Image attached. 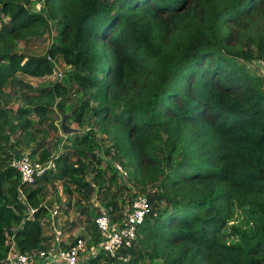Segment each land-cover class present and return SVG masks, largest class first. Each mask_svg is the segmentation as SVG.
I'll use <instances>...</instances> for the list:
<instances>
[{
    "label": "trees",
    "instance_id": "1",
    "mask_svg": "<svg viewBox=\"0 0 264 264\" xmlns=\"http://www.w3.org/2000/svg\"><path fill=\"white\" fill-rule=\"evenodd\" d=\"M263 7L264 0H0V138L45 162L52 153L47 136L36 139L39 125L58 132L57 116L71 112L80 128H97L128 173H108L98 158L94 183L86 182L88 164L73 163L67 147L56 171L23 186L22 202L21 176L3 162L0 264L10 238L22 253L44 247L46 186L61 182L71 196L116 185L118 194L127 179L158 189L147 195L152 211L120 264H264V76L248 66L264 63V32L232 33ZM53 26L46 53L16 51ZM59 62L72 69L63 81L47 93L19 92L12 112L9 86L31 91L18 77H50ZM72 94L84 99L69 106ZM94 135L68 139L94 154L102 149ZM88 238L100 242L97 226ZM107 260L100 253L91 264Z\"/></svg>",
    "mask_w": 264,
    "mask_h": 264
},
{
    "label": "rangeland",
    "instance_id": "2",
    "mask_svg": "<svg viewBox=\"0 0 264 264\" xmlns=\"http://www.w3.org/2000/svg\"><path fill=\"white\" fill-rule=\"evenodd\" d=\"M248 31H263L264 32V7L260 9L255 15L250 17L249 19H246L241 25L235 26L232 29V33L235 34V36H242ZM56 37V30L53 26V31L51 34L45 33L44 37L37 38L35 40H32L30 43H22L17 48L16 51L21 52L23 54H26L28 56H38L42 55L47 52L49 47L52 44V40ZM232 46L236 47V43L233 42ZM264 64L263 62H253L248 64V66L255 71L258 72V74L264 76V72L261 70V66ZM72 69L70 67H67L64 62H59L56 66V70L54 74L50 77H46L43 79H35L27 76H19L18 79L21 80L24 84L32 86L31 91H29L27 88L21 85H10L7 89V92H10L12 94L13 103L9 106V108L13 111H16L18 104L17 99L19 98V92H25V93H35L36 91L42 89L44 91L48 90L46 88L51 87L53 84L57 82L63 81V79L67 76V74ZM73 91H76V87H73ZM48 91H46L47 93ZM84 99L82 95H76L72 94L71 99L68 102L69 106H74L79 100ZM70 114L71 112L66 113ZM63 115L59 114V118L57 116V119H59L56 124L59 128V131H53L50 127L51 123H45L43 125H39V132H36V139L43 138V136H47V147L50 148L52 156H60L64 154L67 151V147L71 148L72 155L71 159L72 162L77 164V166L81 163L88 164L86 169L84 170L85 174V181L89 182L91 184L94 183L93 177H94V170L98 169L97 159L103 158L104 162L101 165V168L108 173L110 172L111 168H114L115 164H119L118 160H114L112 155H108L106 153V150L111 147V144L100 134H97V128L93 127L92 130L88 131L89 127H86L84 125L82 128H80L76 123L72 122L70 120V116L68 117L67 124L70 125L72 128L79 129L80 132L77 133V135H84L87 132L90 133H96L93 137L94 142H99L102 145V149L96 148L94 150V154L89 153L87 148L85 147V151L83 154L79 152V149L74 147H71V144L73 142H69L68 138H71L72 141L75 140L76 134L73 135H66L64 134L60 128H61V122L63 119ZM17 123V121H15ZM96 128V129H95ZM6 134H10L9 128H6L5 130ZM69 136V137H68ZM61 140L60 144H58L56 141ZM12 141L10 140L9 143L6 142L5 139L0 138V166L4 162L6 165H9L13 158L20 157L22 155H29L31 150L24 149V154L17 155V152L14 149H11ZM34 145V144H33ZM35 146V145H34ZM114 149H112L113 151ZM39 158V155L34 158L37 160ZM123 166V165H122ZM124 167V166H123ZM126 170V169H125ZM94 173V174H92ZM127 182V189L117 194V188L116 185L108 186L106 190H100L99 187L96 185L94 188L95 190L92 193H88L85 189H75L74 194L69 196L65 191L63 190V184L61 182H55L51 183L48 186H46L45 194H44V204L47 205L51 210L52 209H58L60 210L61 216L59 217V225L60 228L64 231V233L69 236V240L74 242L78 238H84L86 239L87 245H88V252H91V246H97V244L92 240H88V236L91 235V233L95 232V219L97 214H101L102 210L106 209L105 204L113 201L118 203V209H117V215L121 216L127 206L130 204V202L138 197V196H147L148 194H152L155 191H157L158 187L156 185L147 184L145 186L136 184L132 182L130 179L126 180ZM132 182V183H131ZM36 186V185H35ZM69 188H73L72 185H69ZM70 203L71 205L68 206L67 204ZM50 216V214H49ZM50 220V217L47 216V218L42 221L43 227H44V235L48 236L49 233H52L49 229V224L46 222V220ZM237 220H242V216L238 215ZM48 229V230H47ZM49 231V232H48ZM98 232V230H97ZM48 233V234H46ZM99 234V233H98ZM100 235V234H99ZM130 259L129 254L125 255ZM115 264V262H111L110 260L103 261L102 264Z\"/></svg>",
    "mask_w": 264,
    "mask_h": 264
},
{
    "label": "built area",
    "instance_id": "3",
    "mask_svg": "<svg viewBox=\"0 0 264 264\" xmlns=\"http://www.w3.org/2000/svg\"><path fill=\"white\" fill-rule=\"evenodd\" d=\"M40 6H38V9ZM59 156H52L45 162L32 159L29 155L14 158L10 167L18 171L21 176L22 186L19 187V199L25 202L23 186H31L50 171L57 170ZM122 175L128 178V173L121 164L114 166ZM50 214V220H46L52 232L50 244L44 243L42 249L22 253L19 251L13 238L9 240V253L5 264H91V261L102 253L106 258L120 264L129 260L123 251L131 249L138 241V231L148 215L152 211L147 196L134 198L121 216H118L113 208H106L95 219L100 242L97 246H91L88 252L86 239L78 238L74 242L69 240L58 224L61 216L60 210L46 207ZM37 210H30L32 217ZM113 264V263H112Z\"/></svg>",
    "mask_w": 264,
    "mask_h": 264
},
{
    "label": "water",
    "instance_id": "4",
    "mask_svg": "<svg viewBox=\"0 0 264 264\" xmlns=\"http://www.w3.org/2000/svg\"><path fill=\"white\" fill-rule=\"evenodd\" d=\"M261 68H262L261 70L264 72V64H262ZM69 116H70V114H67V115L64 114L63 115V119L61 122V130L66 135L77 134L78 132H80V130L76 129V128H72L70 125L67 124Z\"/></svg>",
    "mask_w": 264,
    "mask_h": 264
},
{
    "label": "crops",
    "instance_id": "5",
    "mask_svg": "<svg viewBox=\"0 0 264 264\" xmlns=\"http://www.w3.org/2000/svg\"><path fill=\"white\" fill-rule=\"evenodd\" d=\"M116 211V213H117V210H115ZM102 212H103V210H102ZM48 230V229H47ZM51 231V230H50ZM49 232V231H48ZM46 234H48V233H46ZM45 236V235H44ZM52 238H53V236H52V233H49V235L47 236H45V243L46 244H50L51 243V241H52ZM71 241V240H70ZM72 242V241H71Z\"/></svg>",
    "mask_w": 264,
    "mask_h": 264
}]
</instances>
